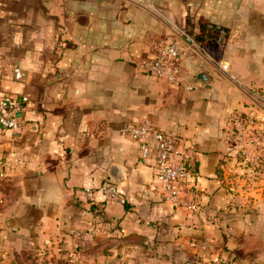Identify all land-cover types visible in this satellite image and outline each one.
I'll list each match as a JSON object with an SVG mask.
<instances>
[{
    "label": "crops",
    "instance_id": "obj_1",
    "mask_svg": "<svg viewBox=\"0 0 264 264\" xmlns=\"http://www.w3.org/2000/svg\"><path fill=\"white\" fill-rule=\"evenodd\" d=\"M143 1L162 16L127 0H0V96L30 101L0 136V264H264V179L226 141L238 115L264 120L249 93L264 97V0ZM166 19L198 38L225 28L229 73L188 52L176 85L141 74L173 38ZM145 122L190 154L195 211L164 199L155 157L141 162L122 132ZM109 181L126 206L86 201Z\"/></svg>",
    "mask_w": 264,
    "mask_h": 264
},
{
    "label": "built area",
    "instance_id": "obj_2",
    "mask_svg": "<svg viewBox=\"0 0 264 264\" xmlns=\"http://www.w3.org/2000/svg\"><path fill=\"white\" fill-rule=\"evenodd\" d=\"M144 5L155 14L162 16L160 11L143 0H127ZM167 20V19H166ZM173 35L171 40L160 41L152 57L141 58L136 69L144 75L166 81L176 85L183 74L179 59L188 52L206 58L225 73H229V65L223 60L222 48L227 42L228 32L225 28L214 24H207L200 38L188 33L179 25L167 20ZM19 75V74H17ZM233 80L234 77L231 76ZM189 90L192 88L189 87ZM258 100L264 103V97L249 89ZM29 98L24 96H0V136L7 131L16 130L21 122V115L29 107ZM238 123L240 117H235ZM123 134L135 142L141 150V162H147L150 156L155 157V169L163 189L164 199L189 211H195L196 198L199 187L190 182L192 171L191 156L183 151L177 143V137L158 129L151 122L142 124H127L123 127ZM230 139V138H229ZM4 148L0 145V161ZM83 193L86 201L95 200L96 194H102L105 199L120 206L127 205V199L112 181L102 184L97 189L85 188ZM76 246L82 251L93 247L96 238L94 229L77 230L73 234Z\"/></svg>",
    "mask_w": 264,
    "mask_h": 264
},
{
    "label": "rangeland",
    "instance_id": "obj_3",
    "mask_svg": "<svg viewBox=\"0 0 264 264\" xmlns=\"http://www.w3.org/2000/svg\"><path fill=\"white\" fill-rule=\"evenodd\" d=\"M237 117L239 122L234 118L228 126L226 141L237 151V162L251 168V179H264V120Z\"/></svg>",
    "mask_w": 264,
    "mask_h": 264
},
{
    "label": "water",
    "instance_id": "obj_4",
    "mask_svg": "<svg viewBox=\"0 0 264 264\" xmlns=\"http://www.w3.org/2000/svg\"><path fill=\"white\" fill-rule=\"evenodd\" d=\"M113 183H115L114 181H112ZM116 184V183H115Z\"/></svg>",
    "mask_w": 264,
    "mask_h": 264
}]
</instances>
